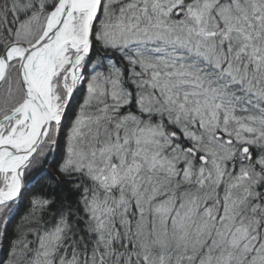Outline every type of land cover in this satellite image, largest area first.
I'll use <instances>...</instances> for the list:
<instances>
[{"label": "snow or ice", "instance_id": "snow-or-ice-1", "mask_svg": "<svg viewBox=\"0 0 264 264\" xmlns=\"http://www.w3.org/2000/svg\"><path fill=\"white\" fill-rule=\"evenodd\" d=\"M5 241L0 264H264V0H0Z\"/></svg>", "mask_w": 264, "mask_h": 264}, {"label": "trees", "instance_id": "trees-1", "mask_svg": "<svg viewBox=\"0 0 264 264\" xmlns=\"http://www.w3.org/2000/svg\"><path fill=\"white\" fill-rule=\"evenodd\" d=\"M80 99V96L78 95V99L76 100V102H78ZM74 107H75V103H74ZM45 185V181H41V183L39 184H36L35 188L32 190L33 192L35 191H39L41 189V187H43ZM32 195V192H29V193H26L25 196H24V199L22 201V203L20 204V207L17 211V214H16V218L15 220L12 221V223H10L8 226H7V233H8V236H9V239L12 237V234H13V229L15 227V224H16V221L19 220V218L24 214V212L26 211L27 209V203H28V198ZM6 245H7V241L4 242V246H3V250H1V247H0V256H4L6 255Z\"/></svg>", "mask_w": 264, "mask_h": 264}, {"label": "rangeland", "instance_id": "rangeland-1", "mask_svg": "<svg viewBox=\"0 0 264 264\" xmlns=\"http://www.w3.org/2000/svg\"><path fill=\"white\" fill-rule=\"evenodd\" d=\"M78 99V96L76 97V100ZM1 250H3V247H1Z\"/></svg>", "mask_w": 264, "mask_h": 264}, {"label": "water", "instance_id": "water-1", "mask_svg": "<svg viewBox=\"0 0 264 264\" xmlns=\"http://www.w3.org/2000/svg\"><path fill=\"white\" fill-rule=\"evenodd\" d=\"M9 225V224H8Z\"/></svg>", "mask_w": 264, "mask_h": 264}]
</instances>
